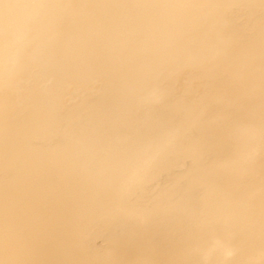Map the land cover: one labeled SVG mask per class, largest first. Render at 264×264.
<instances>
[{
    "label": "bare ground",
    "instance_id": "bare-ground-1",
    "mask_svg": "<svg viewBox=\"0 0 264 264\" xmlns=\"http://www.w3.org/2000/svg\"><path fill=\"white\" fill-rule=\"evenodd\" d=\"M0 264H264V0H0Z\"/></svg>",
    "mask_w": 264,
    "mask_h": 264
}]
</instances>
